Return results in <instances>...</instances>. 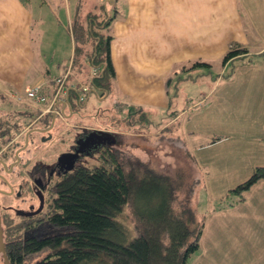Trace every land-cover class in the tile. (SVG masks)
<instances>
[{
  "label": "crops",
  "instance_id": "obj_1",
  "mask_svg": "<svg viewBox=\"0 0 264 264\" xmlns=\"http://www.w3.org/2000/svg\"><path fill=\"white\" fill-rule=\"evenodd\" d=\"M28 1L0 0V96L11 101L21 97L19 110H34L37 105L26 96L27 88L37 83L45 89L53 87L59 75L55 57L49 61L57 64V73L34 66L46 47L35 41V14ZM259 2L123 0V16L112 22L111 53L118 87L131 104L148 111L150 107L168 108L164 76L174 75L180 62L221 60L235 43L247 46L254 55L252 62L239 58L219 69L220 77L231 66V75L222 76L207 91L210 100L198 114L204 115L202 121L198 119V127L184 129L199 166L197 181L205 188L227 190L231 205L212 215L207 206L199 249L188 264H264V178L241 194L232 191L257 166H264V19L256 11ZM66 4L71 12L70 1ZM102 15L104 12L96 17L102 19ZM47 29L41 26L40 33ZM51 31L56 33L57 28ZM65 44L66 61L73 48L68 40ZM95 104L93 101L91 107ZM207 123L210 128H205ZM216 134L223 138L212 142ZM212 216L218 219L208 232Z\"/></svg>",
  "mask_w": 264,
  "mask_h": 264
},
{
  "label": "trees",
  "instance_id": "obj_2",
  "mask_svg": "<svg viewBox=\"0 0 264 264\" xmlns=\"http://www.w3.org/2000/svg\"><path fill=\"white\" fill-rule=\"evenodd\" d=\"M103 16L104 25L110 26L115 17ZM91 18L96 19L93 15ZM108 28L111 31V26ZM91 33L99 41H95L88 56L104 66L103 75L96 81L110 87L117 76L111 53L113 34L103 35L94 27ZM251 54L247 46L235 43L221 59L224 65L239 58L252 62ZM189 62L190 68L212 65L201 59ZM230 75L226 71L222 76ZM185 78L181 74L164 76L168 110L174 101L169 86ZM139 109L138 114H143L152 124L144 113L146 110ZM119 121L113 118L112 126L120 127ZM129 121L134 124L136 116H131ZM172 137L181 141L177 136ZM222 138L216 134L212 142ZM102 157L103 161L93 167L79 165L56 186L51 216L45 221L49 232L43 238L8 244L11 258L22 263L29 255L46 250L49 253L33 264H188L190 256L199 249L203 231V221L197 220L198 212L191 198L195 180L185 188L184 174H167L141 159L126 158L116 146L103 150ZM262 178L264 166H257L250 178L232 191L241 194ZM180 190H185L187 195L181 201L177 196ZM175 203H178L176 207ZM128 206L133 214L131 225L125 219ZM18 231L15 237H22L24 226L9 227L7 234L12 236Z\"/></svg>",
  "mask_w": 264,
  "mask_h": 264
},
{
  "label": "rangeland",
  "instance_id": "obj_3",
  "mask_svg": "<svg viewBox=\"0 0 264 264\" xmlns=\"http://www.w3.org/2000/svg\"><path fill=\"white\" fill-rule=\"evenodd\" d=\"M67 1L68 0H45L44 3L35 0L28 1L29 6L32 7L35 14V41L40 47L42 43H45L44 45L46 47V53L41 51L40 54V50L36 49V54L40 55L39 57H36L34 66L39 65L40 69H43V71L47 68H51L53 73H57V64L54 61H49V58L55 57L56 60L59 61L60 73V63L61 68L67 63V60L65 61L63 55V52L67 47L65 42L68 40L70 42V47L73 48L72 53L68 56L69 59H71L75 54V46L73 43H75L77 39L78 46L84 52L77 54L74 64L75 68L72 75L67 80L65 88L82 87L83 84L87 83L90 79L89 69L86 71L83 65L86 63L87 55H90L92 51V42H85L82 38L79 39V34H87L85 28L79 27V23H83L87 27L91 21V15H94L96 19H99L96 16H100V12H109L117 17H122L123 11L121 12V8L123 0L109 2L107 7L106 5H103L105 0H69L71 4V12L68 11L66 4ZM256 11L264 19V0H260L259 5L256 7ZM94 22L96 21L94 20ZM41 26L44 28L48 27L46 33H40ZM54 28H57L56 33L51 31V29ZM95 28L97 29L96 25ZM73 34H76L75 38ZM253 56L254 55H250L249 57L253 58ZM189 61L190 60L180 62L178 65V71L174 73L175 76L176 74H181L186 78L180 80L178 84L173 83L172 86H169L170 95L173 93L174 100L171 109L150 107L149 111H144L145 114H148L150 121H152L151 126L146 118L143 117V114H138L140 112H138V106L131 104L125 94L121 92L118 87L117 76L115 78L116 80H113L111 96L99 101V103L105 104L107 102L111 105L113 107V110L111 111L112 114L100 117L98 126L101 128H113V118H119L121 126L114 128L121 131L120 134H116V137L121 140V143H119L120 145H117L122 151L124 157L141 159L143 162L148 163L167 174H184L185 188H187L192 180H195L194 191L191 198L193 197V202L196 203L195 208L198 212L196 215L197 220L201 222L202 215L206 212L207 206H211L208 212L212 215L224 210V208H229L231 206L228 204L230 199L227 196V190L205 188L201 181L196 180L200 177L197 171L199 166L196 164L193 157L192 153L194 152L192 147L188 144L187 131L184 129H190L191 127L197 128L199 125L198 119L202 121L204 115L198 116V114L201 112L200 110L202 107L207 104V101L210 100V95L207 96L206 94L207 91L211 86L220 81L221 77H219V69L223 67L224 62L222 59H218L212 62V65L210 66L199 65L190 68L192 63ZM87 68H89L88 65ZM227 70L231 72L232 67L228 66ZM0 84H2L1 81ZM53 90V87L47 89L48 92H52ZM26 96H31L28 90L26 91ZM115 97H118L119 100L114 104L111 99H114ZM6 98L7 100L5 99V96H0V121L5 120V122L10 123V125H13L14 123L23 125L31 120V118L25 116L24 113H20L19 116L13 117L12 112L21 109L23 105L18 101H11L9 97ZM94 101H98V98H94ZM128 105L131 106V109H136L133 112H130ZM175 109L177 112H174ZM88 111L89 107H86L84 112L87 113ZM178 115L181 117L173 121ZM131 116H136V122L134 124H129ZM138 119H141L140 123L138 122ZM132 120L134 119L132 118ZM158 120H162V122L159 123ZM74 122L96 123V120L95 118L90 120L86 118L83 119L75 114L66 118V121L58 118L57 125L60 127V130H63L68 124H71V128L66 132L64 131L63 134L56 138L44 142L41 141V138L38 139L37 135L39 133L34 132V135L38 139V143L42 144V146L35 151V155L40 159L51 160L56 153L64 151L65 149L63 148L78 136L77 131L79 130L72 126ZM216 122L218 123L219 121ZM87 127L90 128V125L87 124ZM205 128H210V124L207 123ZM218 131L221 133L219 128ZM162 133L164 134L163 136H161ZM171 136H177L178 138H181V141H177V139L173 137L172 139ZM3 144H5V142L0 138V146ZM98 153L99 152L88 154L85 157L83 164L93 167L101 163L103 157L100 158V154ZM177 196L178 198L180 197L179 201L187 197L185 190H180L177 193ZM4 199L6 202H9L13 198L10 195H5ZM177 205L178 203H175V207ZM14 215L17 218L19 217L16 214ZM132 215L131 206H128L125 209V219L130 225L133 221ZM214 219H218V217L212 216L208 219L211 224L206 227L208 232H212L213 224L215 223ZM46 253L47 251H44L42 253L28 256L27 263H32Z\"/></svg>",
  "mask_w": 264,
  "mask_h": 264
},
{
  "label": "flooded vegetation",
  "instance_id": "obj_4",
  "mask_svg": "<svg viewBox=\"0 0 264 264\" xmlns=\"http://www.w3.org/2000/svg\"><path fill=\"white\" fill-rule=\"evenodd\" d=\"M98 78H100L99 75L93 77V79ZM99 87L102 92L107 90V86L104 84ZM55 94V98L46 102L45 106L37 104L34 105V110H16L12 113L13 117L24 113L25 116L31 118L23 125L19 123L10 125L5 120L0 121V138L5 142L0 146V202L8 259V262H5V257L0 254V264H28L27 258L22 263L14 261L15 259L11 258L9 250H7V245L21 239L26 241L33 237L43 238L46 236L49 230L45 228V221L51 216L56 186L79 165L83 164L88 154L96 152L101 154L107 147L121 143V140L116 135L114 137L112 133L100 132L97 134L96 130L100 131L98 126L88 128L83 122H74L72 126L79 130L77 131L78 136L63 148L64 151L56 153L51 160L37 157L35 151L42 146L41 143H38V139L41 138L42 142L52 140L71 128V125H67L63 130H60L57 125L58 118L66 121L62 115L66 117L70 110L67 108L63 110V103H58L59 100H62L61 91L56 90ZM72 97V102L75 103L72 115H78L80 112L86 113L84 109L92 103L90 98L87 101L88 95L82 100L75 98L74 95ZM99 104L106 106L103 103ZM128 108L131 110V106L128 105ZM53 112H56L55 117H53ZM30 129L33 130L27 134ZM34 132L39 133L38 139ZM5 195H10L13 199L6 202ZM14 214L19 217L17 218ZM17 226H24L22 237H15L19 231L12 236L7 234L9 227L16 228ZM37 253H42V251Z\"/></svg>",
  "mask_w": 264,
  "mask_h": 264
},
{
  "label": "water",
  "instance_id": "obj_5",
  "mask_svg": "<svg viewBox=\"0 0 264 264\" xmlns=\"http://www.w3.org/2000/svg\"><path fill=\"white\" fill-rule=\"evenodd\" d=\"M94 92H97V89H91ZM90 90V91H91ZM89 91V93H90ZM58 103H63V110L66 109V107L69 108L70 112L67 113V117H70L73 114V108H72V103L70 101V99H66V100H59ZM77 113V112H76ZM56 112H53V117H55ZM33 129L28 130L27 134H29ZM97 134H99L100 132L103 133L104 131H96ZM68 154V153H66ZM71 154V153H70ZM1 202H0V254H2L5 257V262H8L7 259V254H6V235H5V226H4V221H3V217H2V210H1ZM21 213V212H19Z\"/></svg>",
  "mask_w": 264,
  "mask_h": 264
},
{
  "label": "built area",
  "instance_id": "obj_6",
  "mask_svg": "<svg viewBox=\"0 0 264 264\" xmlns=\"http://www.w3.org/2000/svg\"><path fill=\"white\" fill-rule=\"evenodd\" d=\"M40 85L34 86L29 89V94L35 97L38 101L44 100L45 97L39 93Z\"/></svg>",
  "mask_w": 264,
  "mask_h": 264
}]
</instances>
